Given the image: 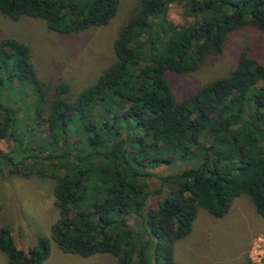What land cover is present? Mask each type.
Wrapping results in <instances>:
<instances>
[{
  "label": "trees",
  "instance_id": "16d2710c",
  "mask_svg": "<svg viewBox=\"0 0 264 264\" xmlns=\"http://www.w3.org/2000/svg\"><path fill=\"white\" fill-rule=\"evenodd\" d=\"M180 10V22L169 17ZM119 0H0V14L60 35L105 27ZM246 31L223 76L177 99L168 75L197 72ZM264 0H138L90 83L38 76L30 48L0 39V173L46 178L55 219L27 250L0 226L8 264L64 254L112 264H179L198 209L223 218L248 198L264 219ZM159 168L172 169L154 173ZM156 183L152 188L151 183ZM156 196L154 207L148 200Z\"/></svg>",
  "mask_w": 264,
  "mask_h": 264
},
{
  "label": "rangeland",
  "instance_id": "374dc122",
  "mask_svg": "<svg viewBox=\"0 0 264 264\" xmlns=\"http://www.w3.org/2000/svg\"><path fill=\"white\" fill-rule=\"evenodd\" d=\"M138 0H119V7L108 25L73 35L49 31L39 19L22 17L11 21L0 14V39L11 37L26 44L38 76L45 81H68L74 88L92 82L110 63L112 43ZM180 10L171 6L169 17L180 22ZM249 33H232L224 52L208 59L194 73L171 74L168 78L177 99H182L197 87L226 74L235 64L241 45ZM264 57V46L259 50ZM8 151V143L0 142ZM172 169L159 168L154 173ZM52 182L46 178H24L2 168L0 173V226H8L15 246L21 250L33 247L39 237L49 238L50 224L55 219ZM156 188V183H151ZM157 197L148 200L154 207ZM110 255L82 258L62 253L50 242L49 257L41 264H112ZM174 260L179 264H264V219L251 201L240 197L232 209L220 219L198 209L190 234L174 245ZM0 264H8L0 253Z\"/></svg>",
  "mask_w": 264,
  "mask_h": 264
},
{
  "label": "crops",
  "instance_id": "0c3cea01",
  "mask_svg": "<svg viewBox=\"0 0 264 264\" xmlns=\"http://www.w3.org/2000/svg\"><path fill=\"white\" fill-rule=\"evenodd\" d=\"M237 199H238V198H237ZM237 199H236V200H237ZM236 200H235V201H236ZM233 203H234V202H233ZM231 209H232V207H231Z\"/></svg>",
  "mask_w": 264,
  "mask_h": 264
}]
</instances>
